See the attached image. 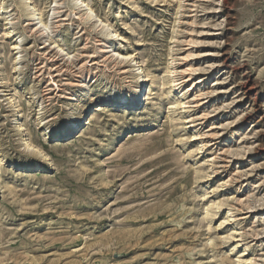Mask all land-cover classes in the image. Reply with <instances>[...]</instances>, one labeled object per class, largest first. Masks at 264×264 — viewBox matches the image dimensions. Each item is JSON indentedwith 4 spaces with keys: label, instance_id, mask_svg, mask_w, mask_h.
Instances as JSON below:
<instances>
[{
    "label": "rangeland",
    "instance_id": "rangeland-1",
    "mask_svg": "<svg viewBox=\"0 0 264 264\" xmlns=\"http://www.w3.org/2000/svg\"><path fill=\"white\" fill-rule=\"evenodd\" d=\"M32 1L42 36L0 0V264H264V0Z\"/></svg>",
    "mask_w": 264,
    "mask_h": 264
},
{
    "label": "bare ground",
    "instance_id": "bare-ground-1",
    "mask_svg": "<svg viewBox=\"0 0 264 264\" xmlns=\"http://www.w3.org/2000/svg\"><path fill=\"white\" fill-rule=\"evenodd\" d=\"M19 1L26 4L24 11H25V16L27 17V21L29 23L28 24L29 27H32L36 32L39 33V35H41V36L44 35L49 25L46 22H43L40 19V16H39L40 13H39V10H38V8L36 6V3L34 1H32V0H19ZM54 3H55V1H54ZM72 4L75 7H77V9H78L80 5H84V2H82L81 0H72ZM86 11H87V13H85V16H86L87 20H90V19H93V18L96 19V16L94 15L92 9H90L87 5H86ZM100 24L102 25L103 28L107 29V25L105 23H100ZM110 35L111 36H115L113 34H110ZM105 49H107V48H105ZM64 51L65 50L62 49V48L59 49V53L60 54H63ZM117 57L120 58L121 60L131 59V55L130 54H117ZM133 64H134L135 72H137V74L134 77V79L136 80V86L133 89V94L131 95V97H132L134 106H139V105L141 106V104H143L145 102V100H146L145 97H146V93L148 91V83H149L148 77L149 76H148V73L146 71H143V68L140 65V63L133 62ZM177 81L178 80L172 78V80L170 81V84H171L170 89L177 90L176 89V87L178 85ZM194 82L195 81H193L190 86H194L193 85ZM140 99H141V101H140ZM118 103H123V100L118 102ZM176 103H177V106H181L182 104H184V103H181L180 101H178ZM80 121H81V123H79ZM86 121H87L86 118L77 119L75 121L72 120L70 122L71 123L70 132L72 130L74 132L77 129L76 134L80 133L81 128L83 126H85ZM25 146H27L28 149L29 148L35 149V146H33L32 144H28V145H25ZM44 157H46V156L44 155ZM44 157L42 156V158H44ZM205 211L209 215V213H210L209 207ZM239 262H240V260H239Z\"/></svg>",
    "mask_w": 264,
    "mask_h": 264
}]
</instances>
